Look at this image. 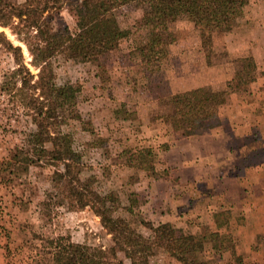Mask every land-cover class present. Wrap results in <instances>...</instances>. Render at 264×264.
Instances as JSON below:
<instances>
[{
  "label": "rangeland",
  "instance_id": "rangeland-1",
  "mask_svg": "<svg viewBox=\"0 0 264 264\" xmlns=\"http://www.w3.org/2000/svg\"><path fill=\"white\" fill-rule=\"evenodd\" d=\"M76 3L63 0L51 14L53 27L75 28ZM115 12L128 34L115 41L98 63L57 56L54 81L78 89L73 110L81 121L70 119L51 131L59 135L61 148L70 152L73 174L101 195L114 192L118 198L115 215L154 241L145 245L148 264L181 263L155 242L144 222L169 223L185 234L204 236L205 251L199 257L209 264H238L242 255L235 253L234 231L228 225L231 203L220 196L222 186L229 191L234 184L179 181L175 163L182 155L191 159L199 155L184 150V142L180 144L183 150H168L183 135L171 128L165 115L172 94L195 86L218 90L229 83L233 92L247 95L251 78L260 71L249 49L241 54L229 52L224 36L232 34L231 42L240 49L248 37L264 32V0H249L242 17L205 36L184 16L162 29L145 26L135 3ZM0 31L13 45L21 46L26 66L37 73L25 46L7 27L0 26ZM13 69L12 55L0 44V264L51 261L47 239L58 235H68L75 243L109 247L111 237L99 217L89 208H69L67 186L59 177L62 163L47 160L51 146L35 134L30 108L22 96L25 89L20 90ZM212 123L215 126L206 131L220 120ZM198 139L194 137L190 144L199 146ZM192 169L181 168V174L193 177ZM186 192L190 198H185ZM216 232L214 241L211 233ZM214 243L224 248L212 249ZM118 259L130 264L120 252Z\"/></svg>",
  "mask_w": 264,
  "mask_h": 264
},
{
  "label": "trees",
  "instance_id": "trees-1",
  "mask_svg": "<svg viewBox=\"0 0 264 264\" xmlns=\"http://www.w3.org/2000/svg\"><path fill=\"white\" fill-rule=\"evenodd\" d=\"M63 0H23L15 3L0 0V26L7 27L16 40L22 43L30 57L31 70L24 62L20 45H13L3 31L0 44L10 53L15 63L11 74L20 80L23 100L30 108V115L38 136L50 144L48 161L61 162L63 172L59 175L66 183L65 196L71 210L89 208L99 217L101 226L111 237L109 247L75 243L68 235L47 239L51 261L41 264H112L122 253L130 264H148L145 256L146 243L154 244L121 216L115 215L118 198L112 191L99 194L84 185L72 171L70 152L61 148L60 137L52 128L66 124L70 119L81 121L73 110L77 93L71 85H57L55 60L62 55L67 60L80 63H98L108 53L113 43L127 36L128 31L119 25L116 9L135 3L141 10L145 26L166 29L179 17L184 16L201 36L224 28L233 19L243 16L249 0H77L75 4V28H55L51 14L58 11ZM255 66V65H254ZM213 89L200 86L172 94L170 111L165 120L174 131L183 136L202 134L215 126L220 108L233 89ZM154 235L155 242L164 245L168 254L181 264H209L199 257L205 251L204 236L185 234L169 223L154 226L144 222ZM217 237L216 233H211ZM212 249L224 245L212 244Z\"/></svg>",
  "mask_w": 264,
  "mask_h": 264
},
{
  "label": "crops",
  "instance_id": "crops-1",
  "mask_svg": "<svg viewBox=\"0 0 264 264\" xmlns=\"http://www.w3.org/2000/svg\"><path fill=\"white\" fill-rule=\"evenodd\" d=\"M230 35L224 36L227 50L241 54L244 49H249L259 75L251 78L246 96H239L236 92L228 94L226 103L219 111L220 124L212 131L183 136L168 150H183L180 144L184 142V150L193 153L195 150L197 154H194L199 155L198 159L182 155L175 163L179 181L234 184L229 191L222 186L224 192L220 196L231 203L227 207L231 215L228 225L234 231L235 253L242 255L240 264H264V32L260 31L246 40L240 38L245 40L240 49L231 42ZM196 136L200 144L193 147L190 142ZM184 167H193L195 175L183 177L181 168ZM189 192H186L185 198H190ZM187 209L185 207V211ZM223 259L226 260L224 254Z\"/></svg>",
  "mask_w": 264,
  "mask_h": 264
}]
</instances>
